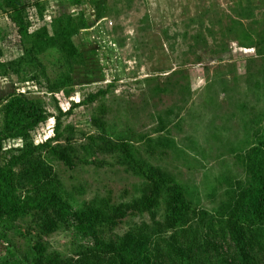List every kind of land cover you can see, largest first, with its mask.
Returning <instances> with one entry per match:
<instances>
[{"label":"rangeland","instance_id":"rangeland-1","mask_svg":"<svg viewBox=\"0 0 264 264\" xmlns=\"http://www.w3.org/2000/svg\"><path fill=\"white\" fill-rule=\"evenodd\" d=\"M40 3L27 12L29 31L50 32L51 20L62 14L81 16L85 28L71 38L78 56L69 87H44L61 69L50 48L40 54L45 75H0V107L8 96L21 94L45 110V121L28 131L32 144L68 138L82 156L87 137L95 134L89 119L100 117L138 160L178 182L199 209L214 211L232 186L246 183L250 153L264 130V0ZM20 52L15 28L0 10V61ZM21 146L19 138L3 139L0 156ZM261 152L264 174V148ZM87 160L93 163L76 161L70 169L51 162L73 202L106 195L120 202L137 195L140 178L117 156ZM146 217L128 218L115 232ZM45 240L62 255L76 247L64 232Z\"/></svg>","mask_w":264,"mask_h":264},{"label":"trees","instance_id":"trees-1","mask_svg":"<svg viewBox=\"0 0 264 264\" xmlns=\"http://www.w3.org/2000/svg\"><path fill=\"white\" fill-rule=\"evenodd\" d=\"M79 5V0H69ZM40 0H0V10L20 39V54L0 61V75H45L40 54L47 48L58 55L61 69L48 90L69 87L77 51L71 38L85 28L81 16L61 15L44 28L29 31L27 12ZM96 18H100L96 14ZM52 81V82H51ZM51 90V91H52ZM39 101L21 94L8 96L0 107V142L19 138L22 146L0 156V264H264V174L261 140L249 157L251 177L235 184L224 201L207 212L186 199L182 187L158 168L138 160L130 144L110 133L100 117L89 123L95 134L87 137L79 156L68 138L62 143L46 139L32 144L28 131L44 122ZM2 154V153H0ZM95 154L117 156L127 171L141 180L137 195L114 202L108 195L76 204L63 191L51 162L70 169L75 162L93 163ZM82 157V158H81ZM134 216L146 221L127 223ZM67 233L76 244L70 255L49 249L45 238ZM22 243L13 240L18 237Z\"/></svg>","mask_w":264,"mask_h":264},{"label":"crops","instance_id":"crops-1","mask_svg":"<svg viewBox=\"0 0 264 264\" xmlns=\"http://www.w3.org/2000/svg\"><path fill=\"white\" fill-rule=\"evenodd\" d=\"M73 38V37H72ZM72 40V39H71Z\"/></svg>","mask_w":264,"mask_h":264}]
</instances>
